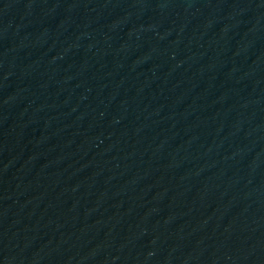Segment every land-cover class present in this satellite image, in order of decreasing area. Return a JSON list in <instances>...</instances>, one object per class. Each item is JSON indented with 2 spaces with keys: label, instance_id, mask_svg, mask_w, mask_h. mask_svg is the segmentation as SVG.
<instances>
[{
  "label": "water",
  "instance_id": "1",
  "mask_svg": "<svg viewBox=\"0 0 264 264\" xmlns=\"http://www.w3.org/2000/svg\"><path fill=\"white\" fill-rule=\"evenodd\" d=\"M0 264H264V0H0Z\"/></svg>",
  "mask_w": 264,
  "mask_h": 264
}]
</instances>
